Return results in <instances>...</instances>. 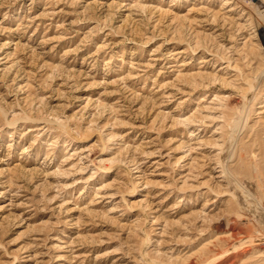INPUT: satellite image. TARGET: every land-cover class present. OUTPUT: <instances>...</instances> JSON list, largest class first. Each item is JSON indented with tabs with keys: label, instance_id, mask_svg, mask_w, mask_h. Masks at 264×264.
I'll list each match as a JSON object with an SVG mask.
<instances>
[{
	"label": "rangeland",
	"instance_id": "obj_1",
	"mask_svg": "<svg viewBox=\"0 0 264 264\" xmlns=\"http://www.w3.org/2000/svg\"><path fill=\"white\" fill-rule=\"evenodd\" d=\"M250 2L0 0V264H264Z\"/></svg>",
	"mask_w": 264,
	"mask_h": 264
},
{
	"label": "bare ground",
	"instance_id": "obj_2",
	"mask_svg": "<svg viewBox=\"0 0 264 264\" xmlns=\"http://www.w3.org/2000/svg\"><path fill=\"white\" fill-rule=\"evenodd\" d=\"M247 1V0H246ZM248 1H251L250 3H251V7H253V8H259L258 7V4L256 3V4H253L252 3V0H248ZM245 2V1H244ZM259 10V9H258ZM258 29L261 31V35H264V24H261V25H259L258 26ZM244 119V118H243Z\"/></svg>",
	"mask_w": 264,
	"mask_h": 264
}]
</instances>
